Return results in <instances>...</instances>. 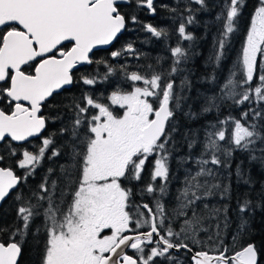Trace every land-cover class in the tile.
Returning a JSON list of instances; mask_svg holds the SVG:
<instances>
[{
	"label": "snow or ice",
	"instance_id": "1",
	"mask_svg": "<svg viewBox=\"0 0 264 264\" xmlns=\"http://www.w3.org/2000/svg\"><path fill=\"white\" fill-rule=\"evenodd\" d=\"M122 3L133 10L122 11ZM243 6L244 0H223L209 64L219 67L225 57ZM159 7L178 22L167 71L152 64L130 70L127 64L94 59V49L117 42L130 26L167 40L166 28L136 14L146 10L155 16L156 0H0V144L7 149L0 163L6 156L19 157L16 167L23 170L17 175L12 167L0 166V202L26 184L46 159L64 158L56 179H50L54 169L48 168L30 197L16 196L17 222L0 227L5 236L0 238V264H18L29 236L39 253L37 264H183L175 255L181 250L191 253L192 264H264V248L251 241L236 246L249 232L246 217L264 209V199L254 201L249 194L237 199L231 246L224 242L231 224L228 205L209 208L203 203L231 199V183L220 169L232 168L236 152L264 165V0H257L237 63L219 93L203 97L200 109L202 114L219 113L230 102L242 109L239 118L209 122L202 140L198 131L184 134L189 152L182 160L195 170L186 169L173 212L166 210L164 198L171 183L178 113L190 120L199 115L191 108L184 111L188 97L183 93L191 90V82L184 77L177 85L174 77L190 59L183 42L196 39L188 26L196 23L197 12L208 10V3L176 0V6ZM141 55L134 42L110 53L112 60H139ZM93 64L103 65L104 73L77 75L80 66ZM114 76L128 86L117 83L106 96L95 95L92 89ZM206 79L215 82L216 76ZM77 84L89 90L70 105V122L46 135L54 122L44 114L46 103ZM33 138L40 140L35 151L23 147ZM198 144L201 151L194 155ZM146 167L148 180L141 183ZM235 175L252 187L240 165ZM259 195L264 197V186ZM144 197L152 203L143 202ZM201 204L207 212L197 211ZM37 217L42 221L34 226ZM176 221L179 231L173 227Z\"/></svg>",
	"mask_w": 264,
	"mask_h": 264
},
{
	"label": "trees",
	"instance_id": "2",
	"mask_svg": "<svg viewBox=\"0 0 264 264\" xmlns=\"http://www.w3.org/2000/svg\"><path fill=\"white\" fill-rule=\"evenodd\" d=\"M184 2H186V0H184ZM161 3L176 6V0H160L158 5ZM207 3L208 10L197 12L196 23L188 26V31L191 32L196 39L191 42H183V45L188 48L190 59L183 66L184 72L174 77L177 85H179L180 80L184 77H187L191 82V90L183 93V95L188 97L184 102V111L186 112L191 108L193 112H196L199 115L197 118L190 120L186 116L178 113L179 132L173 133V139L176 146L171 160V183L169 185V194L164 198L165 207L168 212H173V210L178 207L179 202L176 200V196L179 189L183 187L186 169L191 167L195 170V165L184 164L182 160V158L188 155L189 152L183 138L184 134L190 131H198L200 133V139L202 140L203 129L209 122L215 123L217 119H224L228 115L239 118L242 110L228 102L220 108L219 113H200L203 104V97L205 95L218 94L220 86L227 79L233 66L237 63L242 45L246 39L247 30L250 26L251 17L257 6V0H244L242 12L238 18L237 31L232 35L231 42L225 49V57L222 59L219 67L209 64V57L213 53V44L219 28L215 17L223 7V0H207ZM162 10L163 11H157V13H161L158 22L154 21L152 18L143 21L145 23H152L158 27L166 28L170 34L167 40H156L142 30L141 34H145L143 39H141L140 36H135L132 39L127 36V33L130 32L129 29L112 45L111 51L120 49L128 42H134L136 49L143 54L139 60L132 57H122L117 58V60H112L111 56L107 55V53H94V59H106L113 65L127 64L130 70H136L138 66L152 64L157 70L167 71L171 63L168 47L175 46L177 37L174 34V29L178 22L174 21L169 12L164 9ZM144 13L146 14L147 12L144 11ZM131 34L133 35L134 33ZM122 43L123 45H121ZM111 51L109 53H111ZM86 71L87 73H95L98 71L102 75L105 69L103 65L93 64L87 67ZM213 73L216 76L215 82L206 79V77H209ZM77 75H80V73ZM117 83H120L123 87L128 86V82L123 81L122 77L114 76L110 78L108 82L97 84L92 91H94L97 96H100L101 94L106 96ZM254 83H256V81H254ZM88 90V86L77 84L72 86L69 90H63L60 94L54 95L52 99L46 103L44 114L52 118V121H54L49 123L48 129L45 133L46 135L57 133L59 128L62 127V122L63 124L70 122L72 115L70 105L74 99L81 95L82 92ZM247 107L248 105L246 104L244 108L246 109ZM57 117H59V119H57ZM57 142L59 143L60 140L58 139ZM39 144L40 140L39 138H36L35 140H32L31 143L25 142L23 147L28 148L30 151H35V148L39 146ZM200 151L201 147L199 144L192 150L194 155H198ZM6 152V147L3 144H0V154H6ZM18 158L19 157L6 156L5 161L0 163V166L12 167L17 175H21L23 170L16 167V161ZM63 162V157L51 161L46 159L43 165L37 169L36 174L33 177H30L26 184H22L18 189L12 191L9 197H7L0 205V227L7 228L17 222V207L19 206V201L16 200V196L20 195L25 198L30 197L32 192L35 191L41 183L42 178L48 175V168L54 169V174L50 179H56L59 172L58 165ZM231 164V169H220L221 175L227 177L225 182L231 183V199L221 201L218 197H214L203 202L207 203L209 208L219 207L222 204L228 205V216L231 219V224L224 234V242L229 246L232 244L231 236L235 234L238 224L237 213L235 211L237 199H243L245 194H249L254 201L264 199V197L259 195L261 187L264 186V165L258 161L250 160L248 154L243 152H236L231 160ZM237 165H240L242 169L248 173L244 179L250 177L253 181L251 188L249 185H246L237 179L235 175ZM228 173H231V175H228ZM147 180L148 176L146 167V172L141 183L147 182ZM137 202H141V198L137 197ZM143 202L152 203L151 199L148 197H144ZM197 211L204 213L207 212V209H204L203 204H201ZM246 218L248 219L249 232L237 242L236 246L239 247L240 243L251 241L256 243L258 247L264 248V209L257 208ZM41 221L42 217H37L34 221V226H38ZM179 223L180 221H176L173 224V227L177 231H179V228L177 227ZM0 238H5V236L0 235ZM201 238L206 241V237L203 233L201 234ZM189 243L194 250L200 249V246L191 245V242ZM38 255V250L36 249L31 236H29L23 245L22 254L18 264H37ZM175 255L178 256L179 260L183 261V264H192L190 261V254L186 253L185 250H181ZM161 264H164V262L162 261Z\"/></svg>",
	"mask_w": 264,
	"mask_h": 264
},
{
	"label": "flooded vegetation",
	"instance_id": "3",
	"mask_svg": "<svg viewBox=\"0 0 264 264\" xmlns=\"http://www.w3.org/2000/svg\"><path fill=\"white\" fill-rule=\"evenodd\" d=\"M159 1L160 0H156V4H157V7H159V5H158V3H159ZM120 7H121V10L122 11H132L133 10V7L134 6H132V7H130L129 5H127V4H121V5H119ZM144 11H146V10H138L137 11V15L139 16V18H140V20H147L148 18H152L154 21H156V22H158L159 20H160V18H159V15L161 14V13H157L155 16H152V15H149L148 13H144ZM157 11H163L162 10V8H157ZM147 12V11H146ZM130 32H128L127 33V36H129V38H134L135 36L136 37H138V36H140V38L141 39H143L144 38V36H145V34H141V30L137 27V26H130ZM125 33V32H124ZM124 33L122 34V35H124ZM131 33H134L133 35L131 34ZM121 35V36H122ZM131 35V36H130ZM149 36H150V34H148ZM114 43H116V42H114ZM113 43V44H114ZM112 44V45H113ZM112 45H111V47H112ZM121 45H123V43L121 44ZM121 45H120V47H121ZM111 47H110V49H108V50H97V51H94V53H107V55H110V51H111ZM90 65H84V66H80V71L79 72H77V74L78 73H87V71H86V69H87V67H89ZM63 91V90H62ZM61 91V92H62ZM60 92V93H61ZM54 95H56V94H54ZM50 99H52V98H50ZM49 99V100H50ZM36 138H33L32 140H35Z\"/></svg>",
	"mask_w": 264,
	"mask_h": 264
},
{
	"label": "water",
	"instance_id": "4",
	"mask_svg": "<svg viewBox=\"0 0 264 264\" xmlns=\"http://www.w3.org/2000/svg\"><path fill=\"white\" fill-rule=\"evenodd\" d=\"M110 47H111V45H108V46H102V47H100V48H97V49H94V51H97V50H108V49H110ZM84 66V65H83ZM62 91V90H61ZM1 203L2 202H0V205H1ZM175 254H178V253H175ZM190 254V256H191V253H189ZM190 261H191V259H190ZM192 263V262H191Z\"/></svg>",
	"mask_w": 264,
	"mask_h": 264
},
{
	"label": "rangeland",
	"instance_id": "5",
	"mask_svg": "<svg viewBox=\"0 0 264 264\" xmlns=\"http://www.w3.org/2000/svg\"><path fill=\"white\" fill-rule=\"evenodd\" d=\"M250 23H251V21H250ZM250 27V26H249Z\"/></svg>",
	"mask_w": 264,
	"mask_h": 264
}]
</instances>
